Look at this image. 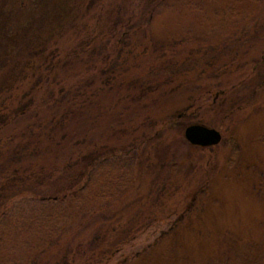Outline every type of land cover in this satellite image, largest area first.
I'll return each instance as SVG.
<instances>
[{
    "label": "trees",
    "instance_id": "1",
    "mask_svg": "<svg viewBox=\"0 0 264 264\" xmlns=\"http://www.w3.org/2000/svg\"><path fill=\"white\" fill-rule=\"evenodd\" d=\"M64 1L10 27L11 39L35 40L23 51L0 49V264H112L152 227L178 230L210 157L183 142L177 114L196 106L201 123L224 133L207 111L250 108L264 93L255 84L257 71L264 77V0L229 3L241 35L221 26L212 38V26L178 43L148 31L177 0ZM238 3L253 12H235ZM42 13L49 19L30 28ZM97 182L108 185L95 192ZM91 188L98 199L86 209Z\"/></svg>",
    "mask_w": 264,
    "mask_h": 264
},
{
    "label": "rangeland",
    "instance_id": "2",
    "mask_svg": "<svg viewBox=\"0 0 264 264\" xmlns=\"http://www.w3.org/2000/svg\"><path fill=\"white\" fill-rule=\"evenodd\" d=\"M31 1L41 3L38 8L32 4L21 8L23 2ZM179 1L183 0L174 1L175 5L154 16L148 30L154 42L188 41L205 30L213 31L210 29L212 26L217 28L216 32H212V38L222 31L218 30L221 26H225L224 32L231 28L235 29L237 35L243 32L241 29L238 32L240 18L229 20L228 5L231 0H187L196 1L193 5ZM59 7L58 0H0V39L3 43L0 42V49L23 51L35 40L28 41L23 35L16 36V40L11 39L10 27L14 26L12 29L16 30L31 11L38 14L41 10L51 15ZM221 7L226 9L227 23L220 18L225 16L221 14ZM236 7L235 12L244 11L246 14H251L254 8L240 3ZM48 19L42 13L41 19L36 18L38 23L36 21L30 28L35 26L36 29ZM255 24L245 26L249 35L256 33ZM260 26L258 32L262 36L264 24ZM17 46L20 47L16 49ZM192 49L199 51L196 46ZM250 52L247 51V56ZM259 72L255 77L258 80L254 79L255 84L262 88L264 77ZM241 103L243 105H239L243 111L240 106L232 107V104L225 105L224 111H207V117H211L213 123H222L225 132H222L220 144L207 148L210 159L202 167L204 181L196 185L192 197L181 206L182 211L183 207H187V210L180 215L178 230H170L171 224L168 222L152 227L147 234L138 238L137 244L131 242L123 246L112 264H264V93L259 94V99L254 100L250 108L246 106L244 109L248 102ZM234 108L242 113L237 120L230 114ZM177 115L179 119L174 128L181 132L183 142L189 146L184 137L185 128L200 122L199 118L204 114L199 113L195 106L184 116L183 112ZM118 177L122 178V174L118 173ZM101 185L108 184L97 182L92 187L96 192L97 186ZM90 190L91 194L88 193L89 197L85 198L86 209L93 199H98L93 189ZM13 246L5 242L4 249ZM130 253L134 258L123 260Z\"/></svg>",
    "mask_w": 264,
    "mask_h": 264
},
{
    "label": "water",
    "instance_id": "3",
    "mask_svg": "<svg viewBox=\"0 0 264 264\" xmlns=\"http://www.w3.org/2000/svg\"><path fill=\"white\" fill-rule=\"evenodd\" d=\"M184 136L191 144L203 147L216 146L223 138L220 130L201 123L187 126Z\"/></svg>",
    "mask_w": 264,
    "mask_h": 264
}]
</instances>
